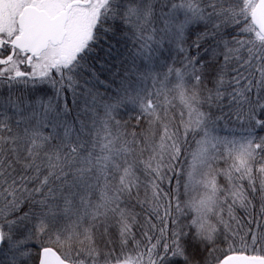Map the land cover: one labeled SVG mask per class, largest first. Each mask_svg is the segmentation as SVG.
Returning a JSON list of instances; mask_svg holds the SVG:
<instances>
[{
  "label": "snow or ice",
  "instance_id": "snow-or-ice-1",
  "mask_svg": "<svg viewBox=\"0 0 264 264\" xmlns=\"http://www.w3.org/2000/svg\"><path fill=\"white\" fill-rule=\"evenodd\" d=\"M0 264H264V0H0Z\"/></svg>",
  "mask_w": 264,
  "mask_h": 264
}]
</instances>
